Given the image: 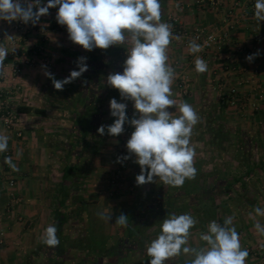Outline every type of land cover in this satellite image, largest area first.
<instances>
[{
  "label": "crops",
  "instance_id": "0c3cea01",
  "mask_svg": "<svg viewBox=\"0 0 264 264\" xmlns=\"http://www.w3.org/2000/svg\"><path fill=\"white\" fill-rule=\"evenodd\" d=\"M250 1L222 0L220 12L215 14L207 7H195L185 0H161V19L172 25L170 17L177 18L181 27L187 30L201 28L220 31L228 37L230 49L209 53L203 59L208 65L207 71L198 73L195 64L188 62L181 39L175 38L172 25L174 38L167 52L168 63L176 72L172 98L177 103L186 102L194 109H201L203 104L207 105L206 108H210V105L221 108L226 107L222 102L226 92L236 88L239 100L235 107H229V115L233 116L230 120L239 127L247 126L238 116L241 115L240 110H245L253 99L260 101L259 114L262 119L258 125L261 131L259 135L250 134L248 140L260 145L264 153V99L258 100V96H264V22L259 32H254L256 22L243 11L233 8L235 3L244 7ZM42 3H47V0H42ZM229 10H232V16L225 22ZM57 11L58 8L50 9L49 14L42 16L27 34L15 31L12 23L0 20V44L9 50L4 61V75H0V133L9 137L7 151L0 153V264L74 263L73 258L78 253L61 247L62 239L68 238L66 231L78 228V223L84 224L80 228L84 229L86 236L84 222L88 210L93 204L95 207L101 206V199L109 192L108 175L115 161L109 147L118 136L110 139L106 134L99 135L97 129L102 124L107 126L114 122L115 118L110 115V104L105 100L102 106L95 104L88 108L82 120L85 125L92 120L88 117L91 115L89 112L94 108L100 110L96 130L92 133L80 131V139L72 137L71 126L77 120V112L67 104L70 101L69 90H72L75 98V87L83 74L65 84L63 90H56L52 79L45 74L50 73L54 79L63 80L70 75L63 74L62 66L78 71L81 61L77 58L89 57L88 51L83 54L77 49L78 53L66 49L75 44L69 40L68 33L53 28L58 24L55 19ZM6 35L12 37L6 38ZM32 49L38 51L42 64L25 68L21 75L15 76L13 66L21 57L29 55ZM256 53L258 55L254 56L252 62L246 60L247 56ZM123 54L110 51L107 55L108 60H114V68L120 69V72L114 70L115 73L123 72L124 63L121 67L116 64L123 57L127 58ZM230 56L236 68H259L260 75L252 82H246L241 74L227 75L223 68ZM109 74L112 72H105L100 78L103 98L108 87L105 80ZM218 83L223 84L221 89ZM182 85L188 89L185 97L180 93L179 87ZM115 94L118 102H129L120 97L118 90H115ZM170 111L174 115L179 114L175 109ZM3 112L17 114L13 128L9 129L3 123ZM6 157L12 158L18 171H13L5 163ZM66 158L74 160L68 164ZM262 158L261 170L264 169V155ZM252 216L249 220L245 217V223H253L249 230L251 237H248L249 241L245 237L243 239L250 246L258 244L264 251V236L259 235L254 227L256 221L264 225V216H255V219ZM49 225L57 228L58 247H49L42 242V234ZM80 261L81 264L86 263Z\"/></svg>",
  "mask_w": 264,
  "mask_h": 264
},
{
  "label": "clouds",
  "instance_id": "9594fccd",
  "mask_svg": "<svg viewBox=\"0 0 264 264\" xmlns=\"http://www.w3.org/2000/svg\"><path fill=\"white\" fill-rule=\"evenodd\" d=\"M58 8L56 21L66 26L68 38L86 51L95 48L108 49L129 41L122 73L107 76V85L119 91L123 100L133 102L134 113L127 116V104L111 99L110 115L114 117L111 125H100L99 135L117 137L124 132L125 124L134 131L126 142L128 155L118 162L135 157L140 166L136 176L137 185L155 182L158 178L164 185L182 187L186 180L194 179L197 169L194 166L195 149L190 139L193 128L199 122L196 110L186 102L177 103L173 99L172 85L175 69L168 63V48L172 42V25L162 22L160 0H0V20L7 23L19 21L35 25L49 10ZM254 17L264 21V0H255ZM7 36L6 38H11ZM179 39V37H175ZM14 50V49H13ZM190 53L201 51L195 40L189 42ZM9 50L0 44V75H4V61ZM258 53L246 57L252 62ZM80 58L79 70L72 71L63 80H56L50 73L56 90H63L88 70ZM198 73L207 71L208 65L200 57L195 59ZM175 109L179 114L174 115ZM9 137L0 133V153L8 149ZM5 163L13 170L18 168L11 157ZM255 216H264V208L255 207ZM102 219L109 215L100 214ZM252 216V213L249 214ZM255 216H252L255 219ZM128 216L120 214L117 224L126 226ZM198 220L190 214H170L163 219L159 235L146 246L149 264H165L166 261L181 254L193 257L187 264H246L249 252L241 247L240 237L233 226V217H226L223 225L210 221L199 239L203 247H190L191 229ZM257 233L264 236V225L256 221ZM55 225L46 227L42 242L49 247H58L59 239Z\"/></svg>",
  "mask_w": 264,
  "mask_h": 264
},
{
  "label": "rangeland",
  "instance_id": "374dc122",
  "mask_svg": "<svg viewBox=\"0 0 264 264\" xmlns=\"http://www.w3.org/2000/svg\"><path fill=\"white\" fill-rule=\"evenodd\" d=\"M130 45V42L126 41L125 44L110 47L111 51L124 52L123 56H127ZM73 46L69 45L66 49L71 50L72 53H78L77 50H80L86 54V50L81 46L76 44ZM125 59L123 57L122 60L117 61L118 67L123 65ZM67 61L70 62V60ZM115 66L114 60H109L105 72H120V69L114 68ZM68 67L61 68L66 76H69L72 71V68L70 70ZM106 81L107 79L105 85H107ZM115 90L108 86L103 100H107V103L113 98L118 100ZM69 92L68 98L71 102L67 104L72 105L75 98L72 96V90ZM251 102L258 104V110L252 109L251 106L245 107L243 111L240 110L241 115L238 116L243 119V123L247 124L240 127L230 120L233 116L229 115V107L218 108V106L210 105V108H206L207 105L203 104L201 109H195L200 119L193 128L190 143L196 152L194 166L197 173L194 179L186 180L182 187L164 185L158 178H154L153 183L137 185L136 176L140 173V166L134 162L135 157L132 163L121 168L116 160L121 136L115 139L105 130V134L110 139H115L109 147L115 159L113 170H110L108 175L110 184L113 174L117 171H122L121 178L118 185H107L108 196L105 195L101 199V206L95 207L93 204L88 210L84 222L86 236L84 229L80 228L84 226L82 223H78L80 226L76 225L78 228L66 231L68 238L62 239L61 247L78 253L73 258L75 262L69 264H81L80 260L86 262L85 264H106L107 253L110 256L114 255L120 247L119 243L126 238L135 244L129 264H149L150 257L147 255L146 246L159 235L163 219L168 218L170 214L185 213L198 220L195 227L190 230L188 246L203 247L205 242L201 241L199 236L207 230V224L215 220L223 225L225 218L232 216L241 247L249 249L246 264H264V251L259 248L260 246L258 244L250 246L243 239L245 237L249 241L248 237H251L249 230L253 227V223H245V217L249 220L250 213L255 215L253 211L255 207L264 208V169L261 170L259 167L263 163L264 153L260 145L248 143L243 139V137H250V134L259 135L261 131L258 125L262 119L259 114L260 101L253 99ZM235 113L237 114L236 111ZM220 123L223 124L222 129H220ZM225 131L223 136L222 133ZM227 135H231L230 138ZM237 135L242 138V141ZM235 181L241 184L238 186L239 189L234 184ZM189 195L196 198L191 200L190 205L178 207L177 211L169 212V207L166 209L162 207L163 198L178 196L177 200L185 201L183 198ZM203 197L205 199H202ZM94 199L100 200L98 197ZM102 213L110 214V219H102L100 215ZM120 214L128 216L126 226L115 223ZM240 232L243 233L240 234ZM191 259H193L192 256L181 254L166 261L165 264H187Z\"/></svg>",
  "mask_w": 264,
  "mask_h": 264
},
{
  "label": "built area",
  "instance_id": "2783aa9c",
  "mask_svg": "<svg viewBox=\"0 0 264 264\" xmlns=\"http://www.w3.org/2000/svg\"><path fill=\"white\" fill-rule=\"evenodd\" d=\"M189 4L195 7H207L210 9L213 13L218 14L220 12V7L222 5V0H185ZM254 4L255 0H251L246 6H242L239 3H235L233 5V8H237L238 10L243 11L245 14H247L250 18V20L256 22V25L254 26V32H259L261 26L263 25L264 21L258 22L255 17H254ZM232 16V10H229L226 12V17L224 18V21L227 22V19ZM171 21V24L175 28V36L179 37L181 39V45L183 49L186 52V58L190 64H195V59L197 57H200L204 59L209 55V53L213 52L214 54L219 52L222 49H230L231 42L228 39V37L221 33L220 31H207L205 29L201 28H196L193 30H187L183 27H181L179 21L177 18H171L169 19ZM13 29L17 32L27 34L29 31H31L34 27L32 23L24 24L19 21H14L12 22ZM195 40L197 44L201 46V51L197 53H190L189 51V42ZM213 54V57L215 55ZM13 56V55H10ZM228 64H226L223 68V71L227 74H241L244 75V79L246 82H252L255 81V79L260 75L261 70L259 68H252L250 70L247 69H238L234 66V60L233 57H228L227 58ZM42 64V61H40V57L38 54V51L35 49H32L30 51V54L27 56H23L20 58V60L13 66V71L12 73L15 76H19L23 73L25 68H32V67H37ZM223 84L218 83V88H222ZM180 93L182 96H186L188 93L187 87L184 85L180 86ZM264 99V96L261 97L258 96V100ZM239 100L238 97V90L236 88H230L223 99V104L226 107H232L237 104ZM248 106H251L252 109L258 110V104L257 103H251L248 104ZM134 107H133V102L129 101L127 103V116L131 119L133 117L134 113ZM1 118L3 123L6 125L7 128L11 129L15 126L17 122V114L12 113V112H3L1 114ZM134 131V129L129 125L125 124L124 126V132L122 133L121 136V141L119 145V149L116 152V160L118 161V157L122 158L126 155H128L127 148H126V142L130 138L131 133ZM134 157L127 159V160H122L121 162H118L121 166V168L125 167L128 163H132V159ZM121 172L122 171H117L116 173L113 174V178L111 180V185H116L119 184L118 181L121 178ZM10 185H13V182H10ZM248 252L249 249L247 248Z\"/></svg>",
  "mask_w": 264,
  "mask_h": 264
},
{
  "label": "trees",
  "instance_id": "16d2710c",
  "mask_svg": "<svg viewBox=\"0 0 264 264\" xmlns=\"http://www.w3.org/2000/svg\"><path fill=\"white\" fill-rule=\"evenodd\" d=\"M53 28H55L61 32L68 33L66 26L56 24L53 26ZM110 51H111L110 47L108 49L95 48L92 51H88L89 57L86 60H84V63L87 64L88 70L83 73V76H82L83 78H81V79L79 78V82L77 83V87L75 88V90H77L76 97L73 100V104L68 105L73 111L77 112L76 116H75L77 118V120H74V123L71 126L72 137H76L78 139L79 138L78 134L80 131H83L84 133H87V132L92 133V132H94V130H96V127H97L96 122H98V119L101 116V113L99 112L100 110L97 111L94 108V110H92V112H89L91 115H88V117L92 119L90 122L91 125L90 124L85 125L82 120L85 119V115L87 114L86 112H88V108L94 106L95 104H96V106H99V105L102 106V103L104 102L103 95H102V88L100 87V83H101L100 78L103 77L105 75V71H107V65L109 64V60L107 58V55L110 54ZM222 125L223 124L220 123V129H222ZM225 133H226V131L222 133L223 136H225L224 135ZM228 134H230V132H228ZM227 136H228V138H230L231 135H227ZM237 137H238V135H237ZM238 138L240 140L242 139L240 137H238ZM243 139H244V137H243ZM248 139H249V137L245 138L244 140L248 143L249 142L251 143V141ZM66 160L68 161V164H71V161L74 159L73 158H69V159L66 158ZM234 184L239 189L238 186L241 184L238 181H235ZM177 198H178V196L171 197V198L166 197L165 199L163 198L162 207L165 209L169 207V210H170L169 212H174V211L178 210V207L180 208V207H183V205H190V203L192 202L191 200L195 199L196 196L189 195L186 198H183V199H185V201L183 199H182L183 201H179V200H177ZM202 199H205V197H203ZM164 201H166L167 203L166 202L164 203ZM127 240H129V239H127ZM121 244H122V242H121ZM127 244L130 246V250H128L129 262H130L131 261V253H134V250H135L134 249L135 244L133 242H129ZM150 259H149V261H150Z\"/></svg>",
  "mask_w": 264,
  "mask_h": 264
},
{
  "label": "flooded vegetation",
  "instance_id": "af4514ba",
  "mask_svg": "<svg viewBox=\"0 0 264 264\" xmlns=\"http://www.w3.org/2000/svg\"><path fill=\"white\" fill-rule=\"evenodd\" d=\"M128 241L131 242V240L124 239L122 244L119 243L120 247L118 248L117 252L112 256H110V255L107 256L106 264H128L129 263V252H128V250H130V246L127 244Z\"/></svg>",
  "mask_w": 264,
  "mask_h": 264
}]
</instances>
